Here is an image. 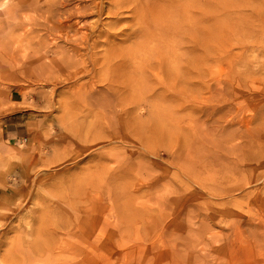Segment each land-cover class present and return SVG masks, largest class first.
Segmentation results:
<instances>
[{
  "label": "rangeland",
  "instance_id": "obj_1",
  "mask_svg": "<svg viewBox=\"0 0 264 264\" xmlns=\"http://www.w3.org/2000/svg\"><path fill=\"white\" fill-rule=\"evenodd\" d=\"M131 1L84 44L55 0L0 7V264H264V1L197 48L155 44ZM53 37L84 51L45 72Z\"/></svg>",
  "mask_w": 264,
  "mask_h": 264
},
{
  "label": "bare ground",
  "instance_id": "obj_2",
  "mask_svg": "<svg viewBox=\"0 0 264 264\" xmlns=\"http://www.w3.org/2000/svg\"><path fill=\"white\" fill-rule=\"evenodd\" d=\"M236 1L237 0H141V2L143 4H147V7L149 9H154L152 11L154 14H150L147 17V21H148V23H150L152 26L155 27V31L152 33V36L155 37L154 39H152V41L155 44L158 41L163 46L164 45L170 46L177 41H180V42L183 41L186 44H194V46H196L195 48L203 47L204 46L203 44L208 42V31H207L208 28L213 27L215 30L216 29L219 30V27L221 28V26H224V24H222L220 21L221 13L226 12V11H228V12L230 11L233 13L237 8H239L238 3ZM252 1H254L256 3L258 2L260 4L264 0H252ZM252 1L250 3L248 0V4L246 6H253L254 3ZM55 2H56V0H55ZM56 3L58 4V9H57L58 21H57L56 25L52 26V28H55L59 31L64 30L67 32H70L72 29V32H74V35H76L78 32L80 33V31H81L83 37H82V42L80 41L79 44H81V43L84 44V42H87L89 34H92V35L94 34L96 37L95 33H98V34L101 33L100 35H102V33H103V32H100V30L97 31V29H101V27L99 28L100 25L97 27V25H98L97 22L99 21L98 20L99 18L97 19L96 22L94 21V23L84 22V25H82V22H83V20H85L84 18H86V16L96 14L95 16L98 17V15L101 14L104 10H107L108 13L113 16L112 21H110V23L115 22V24H116V22H118V20H119L118 16L120 14V10L123 9V7L126 3L130 4V3H132V1L131 0H58ZM104 3L107 4L106 7H108V8H105ZM236 3H237L238 7L236 6ZM241 3L243 4V2H241ZM262 3H264V2H262ZM53 11L54 10L52 7L48 8L49 13H52ZM129 12L131 13V16L134 15L133 9H131V11H129ZM223 14H225V13H223ZM101 20H102V18H101ZM111 25L113 26V24H111ZM67 32L65 33V38H64L65 42H66V40H68ZM104 33H106V32H104ZM107 33L109 34L108 31H107ZM114 34H116V33H114ZM81 36H80V38H81ZM105 36H107V35H105ZM108 36H110V35H108ZM114 36L112 33V37H114ZM119 36H120V34H119ZM119 36H117V37H119ZM63 37H61V41H63V39H62ZM78 37H79V35H78ZM99 37H101V36L98 35L97 39ZM117 37H116V39H117ZM125 37H126V39L130 38L127 35H125ZM12 38H10V39H12ZM106 38H104L105 41H106ZM114 38H113L112 42H115ZM53 39L55 41L59 40L57 37H53ZM127 40H129V39H127ZM61 41L59 40V42H56V44L54 45L55 49H56L55 51L57 52L56 54H59L60 59L55 60V61H46L45 60L46 57L44 58L41 55L40 58L34 60L35 62H33V63H37V66H36L37 69L45 71V72H46V70H49V72H51V69L53 67H59L60 69L69 68L74 64L75 56H80V51H84L82 48H81V50L77 49V47L75 46V43H74V42H76L75 39L73 40L74 42H71L73 44V46H75V48H67V46H66L67 43H65L64 41H63L64 45H62V44L58 45V43H60ZM91 42L93 43V40H91L90 43ZM108 42H110V41H108ZM83 44H82V46H83ZM3 46H4V44H3ZM14 49H16V48H14ZM5 50H7V49H4V51L1 52L2 55H4ZM168 50H169V48H168ZM12 51H14V50H12ZM18 51H16V52L18 53ZM189 52L193 53V50L187 49V51L184 53V55L185 54L190 55ZM23 54H25V53H23ZM34 54H36V53H34ZM19 55L20 56H18V57H21V58H20V62L18 59V63H20L21 65L26 64L29 61V59H31V58H29L30 55H28L29 59L25 55H22L21 52L19 53ZM14 56L15 55H13V57ZM13 57H12V59H13ZM73 59H74V61H73ZM13 63L15 64V60L13 61ZM20 64H18V65H20ZM15 68H16V66H15ZM21 68H23V66H21ZM1 70H3V68ZM82 70H83V68H82ZM94 83H95V81H94ZM92 88H94V87L92 86ZM96 89H100V88H96ZM94 92H96L95 89H94ZM94 92H93V94H95ZM100 94H102V93H100ZM235 118H236V116L234 117V119ZM230 122L235 124V125H238V126L247 127V125H248V122L245 121L244 119H240L239 121H237L235 119V121H234L231 118V120H229V123ZM180 169L182 170L183 168H179V170Z\"/></svg>",
  "mask_w": 264,
  "mask_h": 264
},
{
  "label": "crops",
  "instance_id": "obj_3",
  "mask_svg": "<svg viewBox=\"0 0 264 264\" xmlns=\"http://www.w3.org/2000/svg\"><path fill=\"white\" fill-rule=\"evenodd\" d=\"M11 125V128L7 129L8 133L14 134L16 138H20L22 135L26 133V129L23 124H11L8 122V125Z\"/></svg>",
  "mask_w": 264,
  "mask_h": 264
},
{
  "label": "clouds",
  "instance_id": "obj_4",
  "mask_svg": "<svg viewBox=\"0 0 264 264\" xmlns=\"http://www.w3.org/2000/svg\"><path fill=\"white\" fill-rule=\"evenodd\" d=\"M0 7H6V0H5V5H2V6H0Z\"/></svg>",
  "mask_w": 264,
  "mask_h": 264
}]
</instances>
